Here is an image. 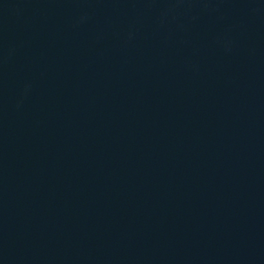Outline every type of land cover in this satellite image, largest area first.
<instances>
[{"label": "water", "instance_id": "water-1", "mask_svg": "<svg viewBox=\"0 0 264 264\" xmlns=\"http://www.w3.org/2000/svg\"><path fill=\"white\" fill-rule=\"evenodd\" d=\"M0 264H264V0H0Z\"/></svg>", "mask_w": 264, "mask_h": 264}]
</instances>
